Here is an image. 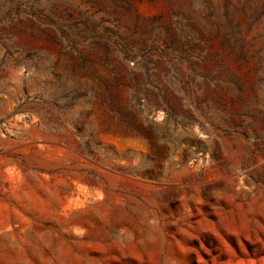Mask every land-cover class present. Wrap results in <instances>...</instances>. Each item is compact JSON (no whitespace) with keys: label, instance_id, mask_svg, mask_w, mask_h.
Returning a JSON list of instances; mask_svg holds the SVG:
<instances>
[{"label":"rangeland","instance_id":"374dc122","mask_svg":"<svg viewBox=\"0 0 264 264\" xmlns=\"http://www.w3.org/2000/svg\"><path fill=\"white\" fill-rule=\"evenodd\" d=\"M114 1L0 0V264H264V0Z\"/></svg>","mask_w":264,"mask_h":264},{"label":"trees","instance_id":"16d2710c","mask_svg":"<svg viewBox=\"0 0 264 264\" xmlns=\"http://www.w3.org/2000/svg\"><path fill=\"white\" fill-rule=\"evenodd\" d=\"M114 2L118 3L119 7H123V9L126 11L131 10L132 4H131L130 0H121V1H114ZM17 9H19L20 11L23 10L21 7H18ZM223 14H224V19L226 20V22L228 23L227 25H229V26H228V29L224 32V35L220 40V45L223 48H226L230 53H232L235 56V58L244 59V58H246V50H245L244 43L242 42V40L238 36V30L234 29V25H231V23L229 22L225 10L223 11ZM36 16H34V20L40 21V18L38 16L37 17ZM18 21H22L21 16H19ZM11 24H12L11 26L15 25V23H11ZM153 30L155 32V38H161L163 40H166L167 38H169L170 43H172V44L178 42L181 37H187L189 39L197 38L195 40L200 39L199 37H196L195 35H193V33L190 30V27L186 26L183 23L180 24V28H179L180 33L179 34H176V27H172L170 23L168 25L164 26V29L156 28ZM125 49H126V51H125L124 60L127 61L129 58H131L134 55H133L132 51H127V48H125ZM215 55H219V53L216 52ZM125 70H126V66H123V68H121V71L120 72L118 71L120 73V74H118L120 77L119 82H126V83L130 84V86H131L130 87L131 97L129 99V102L131 103L133 101H136L138 104L140 99L138 97V88H137L138 87V80H137V77L132 72V70H128V72H125ZM218 79H220V78L218 77ZM144 85H143V87H144ZM213 89H216L217 91L223 92V89L219 88L217 83L214 85ZM145 98H147V97H145Z\"/></svg>","mask_w":264,"mask_h":264}]
</instances>
